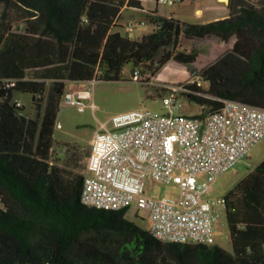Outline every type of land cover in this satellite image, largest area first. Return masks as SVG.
Listing matches in <instances>:
<instances>
[{
  "label": "trees",
  "instance_id": "1",
  "mask_svg": "<svg viewBox=\"0 0 264 264\" xmlns=\"http://www.w3.org/2000/svg\"><path fill=\"white\" fill-rule=\"evenodd\" d=\"M252 1L229 0V17L205 24L145 11L152 32L130 40L116 21L123 8L143 11L138 0H0L26 13L24 26L0 30V264H264V161L224 198L226 253L161 242L126 220L124 210L83 206L84 176L51 160L66 82L122 81L126 65L152 74L170 60L191 66L198 50L181 49L189 40L235 38L213 63L190 70L207 84L185 85L184 96L202 109L197 117L219 111L221 100L264 110V4ZM16 94L31 96L33 117L16 107Z\"/></svg>",
  "mask_w": 264,
  "mask_h": 264
},
{
  "label": "built area",
  "instance_id": "2",
  "mask_svg": "<svg viewBox=\"0 0 264 264\" xmlns=\"http://www.w3.org/2000/svg\"><path fill=\"white\" fill-rule=\"evenodd\" d=\"M125 36L140 39L131 23ZM132 80L147 85L138 70L133 71ZM190 84L200 87L203 81L196 77L186 85ZM163 88V114L132 112L115 119L113 130L101 125L94 134L79 199L95 208L124 210L125 215L144 213L147 229L158 231L161 242L177 237L213 244L215 210L221 207L225 212V200L210 202L205 195L221 173L264 137V110L221 100L219 111L197 117L187 110L183 97L190 92L185 85ZM63 98L79 112L93 106L85 103L89 99L85 88L64 93ZM15 105L22 106L18 100ZM147 181L175 185L178 197L153 198L146 193Z\"/></svg>",
  "mask_w": 264,
  "mask_h": 264
},
{
  "label": "rangeland",
  "instance_id": "3",
  "mask_svg": "<svg viewBox=\"0 0 264 264\" xmlns=\"http://www.w3.org/2000/svg\"><path fill=\"white\" fill-rule=\"evenodd\" d=\"M199 0H167L165 4H158L157 8L152 0H147L142 4L143 11L130 8H123L116 22V31L121 35H126V26L128 23L134 26V35L141 37L150 34L153 27L148 23L145 17V7L152 10H158L159 13L173 16L179 21L194 22V10L199 7ZM252 3L259 7L264 4V0H254ZM26 13L13 7H5L0 4V30L2 26L7 25L14 30L25 24ZM144 22V26H140ZM200 40L191 42L193 46L200 43ZM202 43V42H201ZM200 45V44H199ZM165 68H167L166 71ZM193 66H184L173 60H170L159 72L152 74L147 68L140 66L136 70L146 84L132 80L133 67L126 65L121 73L122 81L106 82L96 81L90 84L65 83V93L73 92L76 88H85L89 90V99L85 103L92 104V107H86L79 112L74 106L66 103L62 97L59 105V111L56 117V125L53 130V150L51 160L59 164L64 170L74 174L85 175L86 159L89 154L91 140L94 134L101 130L104 124L107 130L114 129L115 119L128 115L132 112L151 111L157 114H163L161 97L155 93V89H164L167 85H186L189 81L196 79L190 74ZM198 72V71H197ZM164 73V79H159L160 74ZM30 79H36L32 73ZM207 89V84L201 85ZM50 82L46 81V93L49 91ZM164 94V93H163ZM15 98L23 105V115L33 117L35 110L32 105L30 95L16 94ZM187 102V110L193 115H198L202 109L193 103ZM264 161V137L232 168L221 173L212 184L211 190L205 195V199L210 202L224 199L248 173L254 170ZM146 193L153 198L178 197V189L173 184H161L157 182H146ZM217 218L213 222L214 243L226 253H232L231 242L229 238L228 226L223 208L216 210ZM124 218L134 223L143 230H146L148 223L146 215L142 212L137 215L135 212H128Z\"/></svg>",
  "mask_w": 264,
  "mask_h": 264
},
{
  "label": "crops",
  "instance_id": "4",
  "mask_svg": "<svg viewBox=\"0 0 264 264\" xmlns=\"http://www.w3.org/2000/svg\"><path fill=\"white\" fill-rule=\"evenodd\" d=\"M155 8H157V5L155 0H152ZM180 1V0H178ZM181 2V1H180ZM199 7H197L194 10V22H186V23H194V24H205L208 22H213L217 20H221L224 18L229 17L230 10L228 8L229 0H199ZM143 4V3H142ZM143 7V6H142ZM123 10V9H122ZM121 10V12H122ZM145 11H152L150 8L145 7ZM159 15L166 16L168 15L161 14L156 10ZM120 12V14H121ZM120 16V15H119ZM174 18L173 16H171ZM176 19V18H174ZM177 20V19H176ZM117 22V21H116ZM183 22V21H181ZM196 40H189V43L182 44L181 49H187L192 45L191 42H194ZM201 42L195 45V48L198 50V59L197 61L192 65L193 68H195L196 71H200L203 67L213 63L219 56L224 54L225 52L231 50L235 38L232 37L227 43H223L215 38L200 40ZM200 44V45H199ZM81 88H76V90ZM104 125V124H102ZM59 166V164H56Z\"/></svg>",
  "mask_w": 264,
  "mask_h": 264
},
{
  "label": "bare ground",
  "instance_id": "5",
  "mask_svg": "<svg viewBox=\"0 0 264 264\" xmlns=\"http://www.w3.org/2000/svg\"><path fill=\"white\" fill-rule=\"evenodd\" d=\"M81 204L85 207L89 208H95L94 206H91L90 203L88 202H82L80 200ZM95 209H100L103 211H113V212H118V209H108V208H95ZM146 231L149 232V234L155 239L159 241V232L153 229H146ZM167 243H177V244H189V245H205V246H211L213 245L212 243H209V241H193V240H181L177 239V237H168L167 238Z\"/></svg>",
  "mask_w": 264,
  "mask_h": 264
}]
</instances>
